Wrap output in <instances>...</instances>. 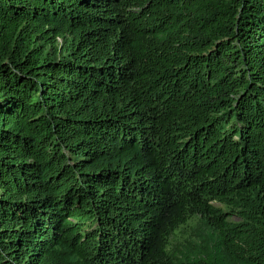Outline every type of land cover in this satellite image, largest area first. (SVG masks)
Returning a JSON list of instances; mask_svg holds the SVG:
<instances>
[{
  "label": "trees",
  "instance_id": "1",
  "mask_svg": "<svg viewBox=\"0 0 264 264\" xmlns=\"http://www.w3.org/2000/svg\"><path fill=\"white\" fill-rule=\"evenodd\" d=\"M0 264H264V0H0Z\"/></svg>",
  "mask_w": 264,
  "mask_h": 264
},
{
  "label": "rangeland",
  "instance_id": "2",
  "mask_svg": "<svg viewBox=\"0 0 264 264\" xmlns=\"http://www.w3.org/2000/svg\"><path fill=\"white\" fill-rule=\"evenodd\" d=\"M202 225L197 218L190 221L187 225L181 227L172 238V245L180 246V243L187 241L199 240V234H201Z\"/></svg>",
  "mask_w": 264,
  "mask_h": 264
}]
</instances>
